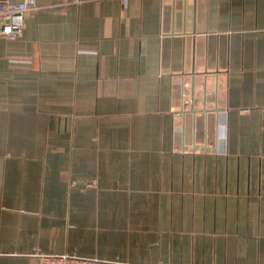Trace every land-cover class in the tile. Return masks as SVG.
I'll return each mask as SVG.
<instances>
[{"label":"crops","instance_id":"obj_1","mask_svg":"<svg viewBox=\"0 0 264 264\" xmlns=\"http://www.w3.org/2000/svg\"><path fill=\"white\" fill-rule=\"evenodd\" d=\"M37 2L0 35V264H264V0Z\"/></svg>","mask_w":264,"mask_h":264},{"label":"built area","instance_id":"obj_2","mask_svg":"<svg viewBox=\"0 0 264 264\" xmlns=\"http://www.w3.org/2000/svg\"><path fill=\"white\" fill-rule=\"evenodd\" d=\"M79 3L80 0H72ZM39 8L37 0H0V35L15 36L23 26V17L28 11ZM35 264H100L97 259L79 258L68 254H37Z\"/></svg>","mask_w":264,"mask_h":264}]
</instances>
